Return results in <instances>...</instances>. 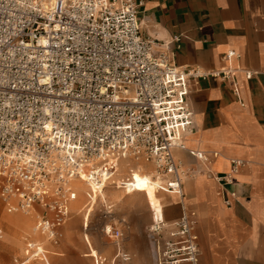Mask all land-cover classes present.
Returning <instances> with one entry per match:
<instances>
[{
	"label": "built area",
	"instance_id": "built-area-1",
	"mask_svg": "<svg viewBox=\"0 0 264 264\" xmlns=\"http://www.w3.org/2000/svg\"><path fill=\"white\" fill-rule=\"evenodd\" d=\"M142 5L0 0V196L8 212L42 208L35 229L52 244L59 243L77 198L74 179L85 176L98 187L114 178L121 159L150 164L161 177L160 191L183 196L185 173L174 150L186 148L195 128L192 82L208 74L232 76L230 68L205 74L178 66L171 44L180 36L143 35ZM234 92L239 97L236 83ZM241 165L233 160L232 171ZM215 177L224 196L231 173ZM126 179L124 185L134 187ZM94 195L87 193L90 205ZM112 208L105 205L106 217ZM197 226L196 211L154 220L149 238L155 264L196 263ZM103 231L115 238L118 257L122 232L114 224H104ZM24 252L26 261L48 263L44 240L27 238ZM94 264L111 263L95 255Z\"/></svg>",
	"mask_w": 264,
	"mask_h": 264
},
{
	"label": "crops",
	"instance_id": "crops-1",
	"mask_svg": "<svg viewBox=\"0 0 264 264\" xmlns=\"http://www.w3.org/2000/svg\"><path fill=\"white\" fill-rule=\"evenodd\" d=\"M140 19L145 36L170 40L180 36L171 44L178 66L205 74L233 71L230 79L208 74L192 82L188 101L195 128L185 138L186 148L175 149L174 155L193 167L188 169L194 175L184 180L183 196L149 190L151 220L173 221L184 210L197 212L200 255L196 263L183 264H264V0H143ZM229 51L235 55L227 59ZM198 152L208 160L199 158ZM233 160L243 161L237 172L232 171ZM228 173L232 181L224 182L222 196L215 175ZM75 189L78 196L70 205L76 213L85 190ZM0 219L7 228L24 231L18 212H3ZM83 224L87 228V218ZM147 229L142 227L136 236L149 237ZM13 235L8 234L7 243L15 241L17 232ZM84 235L89 248L85 256L93 257L94 264L99 250L91 245L89 234ZM45 248L48 263L26 261L25 252L15 263L51 264L47 244Z\"/></svg>",
	"mask_w": 264,
	"mask_h": 264
},
{
	"label": "rangeland",
	"instance_id": "rangeland-1",
	"mask_svg": "<svg viewBox=\"0 0 264 264\" xmlns=\"http://www.w3.org/2000/svg\"><path fill=\"white\" fill-rule=\"evenodd\" d=\"M127 159H121V169L114 177L117 180L126 179L130 176V168L126 167L128 163L136 166L137 162H126ZM184 168H193L185 165ZM82 182V181H81ZM83 183V182H82ZM87 185V184H86ZM104 190L107 193V202L102 203L100 200L95 199L93 202L94 207L88 213L84 212V207H90L87 188L83 195L84 203L77 208L76 213L71 209L67 221L61 227L62 236L58 244L49 242L48 239L43 238L44 244H47L49 249V259L51 264H93V257L85 256V252L89 250L85 240L84 233L89 234V241L99 250V254L106 257L108 262L112 264H155L153 256V248L150 238L147 236L141 238L136 236L142 227H149L152 225L151 212L149 210V191H129L126 193L123 188H115V184H104ZM107 186H109L107 188ZM90 187V186H89ZM162 196L164 195L161 192ZM123 199L122 202H116V199ZM75 201V200H74ZM113 205V213L110 216L105 215V205ZM166 205V200L164 199ZM85 205V206H84ZM169 207V206H167ZM165 209V208H164ZM7 212L5 202L0 196V215ZM42 208L39 206L32 209L28 213L31 219L30 226L24 231H14L4 225L0 219V224L3 226V236L0 238V264H16L15 260H22L24 257V247L26 239L29 237L39 238L40 234L33 232L35 223L39 216L42 214ZM19 215L22 213H18ZM79 214V215H76ZM87 218V228L83 224ZM83 219V222H82ZM168 219V218H167ZM72 222L75 224L72 225ZM71 224V225H70ZM104 224H114V226L122 232L120 239V253L117 257L118 247L115 238L109 237L103 231ZM74 228L69 230L68 227ZM69 231H71L69 233ZM17 232L15 241L12 243L6 242L8 234L13 235ZM149 233V232H148ZM147 234V233H146ZM40 235V236H39ZM133 248L137 250L133 252ZM94 249V248H93ZM95 250V249H94ZM28 264H45L39 260L31 261ZM189 264V263H188Z\"/></svg>",
	"mask_w": 264,
	"mask_h": 264
},
{
	"label": "bare ground",
	"instance_id": "bare-ground-1",
	"mask_svg": "<svg viewBox=\"0 0 264 264\" xmlns=\"http://www.w3.org/2000/svg\"><path fill=\"white\" fill-rule=\"evenodd\" d=\"M188 135H190V134L188 133ZM126 159L129 162L132 161L129 158H126ZM127 160H126V162L128 163ZM133 162L135 163V161H133ZM135 164H137V165L134 166V165H132V162H131V163H128L126 165V167H128V169L130 168V173H131L130 176H131V179L133 181V186L134 187H132V186H127L126 187L124 185V183H125V181L127 179H121V180H117L116 181L115 177L112 180H110V181H105V183H103V184H101V185H99L97 187L92 181L88 180L85 176H83L84 178H76V179H74L72 185H73L74 189L76 187L83 188L84 190H86L87 188H90V190H93L95 192L94 201H95V199H98L102 203H104V202L106 203L108 201L107 200V198H108L107 193L104 190V187H105L104 184H106V185L115 184L116 185L115 187L117 189L123 188L126 193H128L129 191H149L150 189H153L155 191H159L158 188H159V183H160L161 177L159 175H157V173L152 168V166L150 164H148V163H142V162H137ZM121 167L122 166H121V161H120L119 164H118V170H117L116 174L121 169ZM184 167H185V165L183 164V170H184V173H185L184 180H185L190 174H188L189 169L188 168L186 169ZM75 191H77V190L75 189ZM77 196H78V191H77ZM93 207H94L93 204L90 205V207H87V208L85 206L84 207V212H86V213L90 212ZM15 212L22 213V214L19 215V216H21L23 218L22 223H20L21 224L20 227L22 229L26 230L31 224V219L32 218H30V216H28L29 215L28 213L31 212V211H28V213H26L25 211H20V210L15 211ZM156 221H158V220H156ZM34 232L38 233L36 231V229H35V226H34ZM97 255H99V254H97Z\"/></svg>",
	"mask_w": 264,
	"mask_h": 264
}]
</instances>
